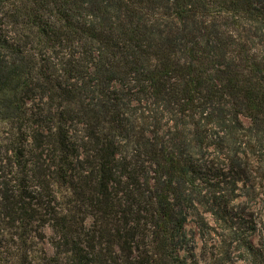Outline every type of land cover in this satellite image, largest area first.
Instances as JSON below:
<instances>
[{
	"label": "trees",
	"instance_id": "16d2710c",
	"mask_svg": "<svg viewBox=\"0 0 264 264\" xmlns=\"http://www.w3.org/2000/svg\"><path fill=\"white\" fill-rule=\"evenodd\" d=\"M0 5V264H264V0Z\"/></svg>",
	"mask_w": 264,
	"mask_h": 264
},
{
	"label": "rangeland",
	"instance_id": "374dc122",
	"mask_svg": "<svg viewBox=\"0 0 264 264\" xmlns=\"http://www.w3.org/2000/svg\"><path fill=\"white\" fill-rule=\"evenodd\" d=\"M245 124H249V120L243 117ZM256 204H254L255 206ZM249 210V209H248ZM198 211V213H197ZM260 212H255L256 220L259 219ZM205 217L206 222L204 225L201 223V217ZM187 231L190 235L194 237V248L196 255L201 264H209L215 259L222 258L225 260L224 264H251L245 259L241 249L232 243L230 238L226 237V232L223 231L216 223L214 216L203 207L200 206L199 210H194L189 213L188 221L186 223ZM260 228V227H259ZM257 228L255 234L252 235V240L255 245L264 251V237L263 232H260ZM46 238L40 244L34 245L35 253L31 248L28 249V259L25 260V264H45L43 260H37L35 256L37 255L36 249L44 248L48 254L53 253V247L50 243V236L52 235V229L50 226L43 228ZM9 236H2V248L5 252V259L2 257L3 264H18L15 260L11 259L12 254L15 253L16 249L12 245L8 244Z\"/></svg>",
	"mask_w": 264,
	"mask_h": 264
},
{
	"label": "water",
	"instance_id": "95a60500",
	"mask_svg": "<svg viewBox=\"0 0 264 264\" xmlns=\"http://www.w3.org/2000/svg\"><path fill=\"white\" fill-rule=\"evenodd\" d=\"M0 11H1V5H0Z\"/></svg>",
	"mask_w": 264,
	"mask_h": 264
}]
</instances>
